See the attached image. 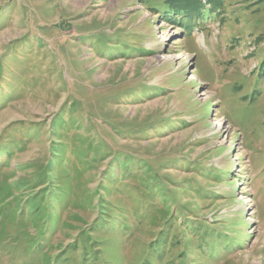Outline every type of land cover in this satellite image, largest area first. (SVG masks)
I'll use <instances>...</instances> for the list:
<instances>
[{
	"label": "rangeland",
	"instance_id": "1",
	"mask_svg": "<svg viewBox=\"0 0 264 264\" xmlns=\"http://www.w3.org/2000/svg\"><path fill=\"white\" fill-rule=\"evenodd\" d=\"M0 264H264V0H0Z\"/></svg>",
	"mask_w": 264,
	"mask_h": 264
}]
</instances>
